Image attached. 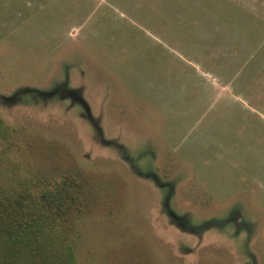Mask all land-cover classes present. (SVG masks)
Listing matches in <instances>:
<instances>
[{"label":"rangeland","instance_id":"1","mask_svg":"<svg viewBox=\"0 0 264 264\" xmlns=\"http://www.w3.org/2000/svg\"><path fill=\"white\" fill-rule=\"evenodd\" d=\"M58 193L0 264H264V0H0V207Z\"/></svg>","mask_w":264,"mask_h":264},{"label":"trees","instance_id":"2","mask_svg":"<svg viewBox=\"0 0 264 264\" xmlns=\"http://www.w3.org/2000/svg\"><path fill=\"white\" fill-rule=\"evenodd\" d=\"M64 194L58 193V195L50 196L49 194H45L42 201V206L39 208V205L36 209L28 210L24 206H22L23 199L22 197L18 201L19 210L15 209L12 213L8 210L0 207V234L11 240L13 242H21L19 240L25 241V247H29L31 244L30 239L24 238V236H29L30 233H34L37 230L41 229L43 225V218L47 217L51 218L53 215V211L47 209L45 205L51 206L57 204L59 213L64 211ZM26 215H31V221L28 222L26 219L23 220L22 217L26 218ZM30 232V233H29ZM34 236V235H33ZM36 241L38 245H40L39 238L33 239V243ZM65 253V263L69 264V261L72 258L71 250L68 247H64Z\"/></svg>","mask_w":264,"mask_h":264}]
</instances>
